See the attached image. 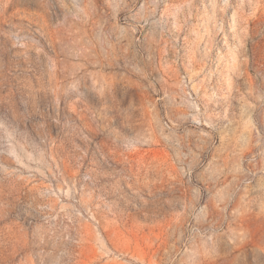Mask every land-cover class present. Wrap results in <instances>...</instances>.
Returning <instances> with one entry per match:
<instances>
[{"label": "rangeland", "instance_id": "374dc122", "mask_svg": "<svg viewBox=\"0 0 264 264\" xmlns=\"http://www.w3.org/2000/svg\"><path fill=\"white\" fill-rule=\"evenodd\" d=\"M0 264H264V0H0Z\"/></svg>", "mask_w": 264, "mask_h": 264}]
</instances>
